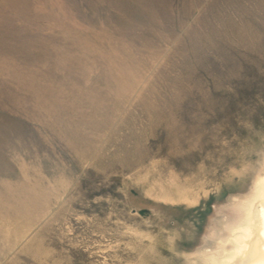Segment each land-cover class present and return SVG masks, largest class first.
<instances>
[{
  "label": "rangeland",
  "instance_id": "rangeland-1",
  "mask_svg": "<svg viewBox=\"0 0 264 264\" xmlns=\"http://www.w3.org/2000/svg\"><path fill=\"white\" fill-rule=\"evenodd\" d=\"M263 174L264 0H0V264H191Z\"/></svg>",
  "mask_w": 264,
  "mask_h": 264
},
{
  "label": "bare ground",
  "instance_id": "bare-ground-1",
  "mask_svg": "<svg viewBox=\"0 0 264 264\" xmlns=\"http://www.w3.org/2000/svg\"><path fill=\"white\" fill-rule=\"evenodd\" d=\"M173 197L161 193L159 199L174 202ZM177 198L178 201H189L184 191ZM241 211V220L231 229L228 240L230 249L219 248L214 253H199L191 257V264H264V174L257 176L251 195L241 202ZM128 232L138 241L151 240L148 234L133 229H128Z\"/></svg>",
  "mask_w": 264,
  "mask_h": 264
}]
</instances>
